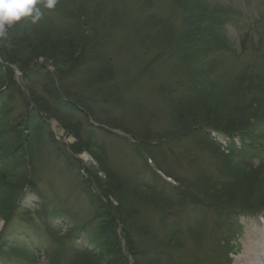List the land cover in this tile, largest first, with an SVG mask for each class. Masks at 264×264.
Listing matches in <instances>:
<instances>
[{
	"label": "rangeland",
	"instance_id": "374dc122",
	"mask_svg": "<svg viewBox=\"0 0 264 264\" xmlns=\"http://www.w3.org/2000/svg\"><path fill=\"white\" fill-rule=\"evenodd\" d=\"M45 5L23 25L77 29L90 47L66 67L11 65L16 87L0 94V264H251L249 234L264 244V0ZM101 60L111 73L94 78ZM40 67L64 73L90 110L72 111L78 136L43 114L40 128L20 126L27 88L45 96ZM77 138L93 153H73ZM105 173L120 181V201L104 196ZM101 203L121 211L115 241Z\"/></svg>",
	"mask_w": 264,
	"mask_h": 264
},
{
	"label": "trees",
	"instance_id": "16d2710c",
	"mask_svg": "<svg viewBox=\"0 0 264 264\" xmlns=\"http://www.w3.org/2000/svg\"><path fill=\"white\" fill-rule=\"evenodd\" d=\"M54 28L56 27L52 24H46L45 22H41L38 26L30 24L29 28H27L23 25L21 20L14 22L11 26H6V34L0 36V58L3 62L0 64V68L2 69L0 71V94H3L2 91H4V87H16L12 77L11 65H15L24 74H26L27 67L33 62L35 63L39 58L51 61L55 67H66L67 64L72 61L74 63L77 59H80L84 50L90 47L88 45L89 41H87L89 38L83 31L79 32V30L76 29L67 34L66 30L58 29L52 31ZM72 65L73 64H71V66ZM33 67L36 68L37 64H34ZM55 71L56 72L53 73L52 76L48 71L42 70L41 67L35 71L40 76H44L43 91L45 96L42 97L36 93L34 94L32 92L33 90L30 91L31 88H27L30 90L26 98L24 97L23 99L24 109L18 114L22 121H20V126L26 128L29 132L32 125H40L39 121H41V114H43L44 116L55 119L68 134L76 137L78 136L80 125L73 126L70 124L72 111L82 110L88 115H90L91 112L87 107L84 108L83 99L80 94L74 96L72 90L67 87V77L64 73L57 69ZM107 73H111L110 69L108 65L103 64L102 61L101 66L95 69L91 75H93L94 78H101L104 75L107 77ZM5 115L6 113H2V117ZM35 121L37 124H35ZM3 128L5 129L4 131L13 130L11 125ZM38 128L40 127L38 126ZM15 130L18 135L21 136L22 131L16 128ZM232 131L233 129L229 130V134ZM14 146L18 148L17 143L14 144ZM70 150L75 154H79L83 151H87L91 154L93 153V147L90 146L89 141L85 140L81 142L78 138L76 143L70 145ZM28 163L29 162H25L24 164L27 168L29 167ZM105 174V182L107 183L104 189H102L104 191V196L106 198H111L113 196L116 200L120 201L122 197V195L120 196V181H114L109 173ZM95 202L99 203L101 201L97 198ZM119 204H121L120 207H122V203L119 202ZM100 207L103 209V213L101 214H105L108 219V224L103 226V229L109 231V235L112 236L111 240L115 241L117 239V234L112 230L111 223L120 222L121 211L119 212V208L113 206L111 203L105 205L101 203ZM125 214L127 215L128 213L126 212ZM106 243H109V241H106ZM130 253H132V251ZM117 254L120 255L119 250Z\"/></svg>",
	"mask_w": 264,
	"mask_h": 264
},
{
	"label": "clouds",
	"instance_id": "9594fccd",
	"mask_svg": "<svg viewBox=\"0 0 264 264\" xmlns=\"http://www.w3.org/2000/svg\"><path fill=\"white\" fill-rule=\"evenodd\" d=\"M56 0H46V7H54ZM37 0H0V36L6 34V26L13 25L23 17L32 16L33 20L40 16L39 8H36Z\"/></svg>",
	"mask_w": 264,
	"mask_h": 264
},
{
	"label": "bare ground",
	"instance_id": "6f19581e",
	"mask_svg": "<svg viewBox=\"0 0 264 264\" xmlns=\"http://www.w3.org/2000/svg\"><path fill=\"white\" fill-rule=\"evenodd\" d=\"M41 69L44 71H47L46 68L41 67ZM23 168H24V170L29 169V167L27 168V166H24ZM28 172H29V170H28ZM248 239H249V241H247V249L245 250L244 258L247 257V255H248L247 258L249 261H251L250 263L256 264V263H253L255 256H256V258H258L259 255L261 257H264V244L261 245L260 241H258V237L255 234L254 235L249 234ZM263 243H264V241H263ZM251 258H253V259H251ZM246 264H249V263H246Z\"/></svg>",
	"mask_w": 264,
	"mask_h": 264
}]
</instances>
